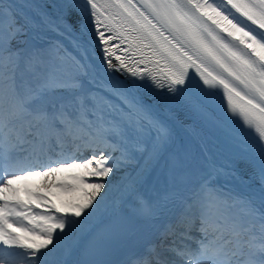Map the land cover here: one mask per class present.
I'll list each match as a JSON object with an SVG mask.
<instances>
[{"label": "snow or ice", "instance_id": "1", "mask_svg": "<svg viewBox=\"0 0 264 264\" xmlns=\"http://www.w3.org/2000/svg\"><path fill=\"white\" fill-rule=\"evenodd\" d=\"M0 264H264V0H0Z\"/></svg>", "mask_w": 264, "mask_h": 264}, {"label": "bare ground", "instance_id": "2", "mask_svg": "<svg viewBox=\"0 0 264 264\" xmlns=\"http://www.w3.org/2000/svg\"><path fill=\"white\" fill-rule=\"evenodd\" d=\"M37 182H39V181H37Z\"/></svg>", "mask_w": 264, "mask_h": 264}]
</instances>
